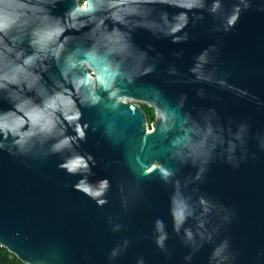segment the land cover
<instances>
[{
    "label": "water",
    "instance_id": "95a60500",
    "mask_svg": "<svg viewBox=\"0 0 264 264\" xmlns=\"http://www.w3.org/2000/svg\"><path fill=\"white\" fill-rule=\"evenodd\" d=\"M17 2L39 10L15 30L24 55L31 27H67L79 4ZM110 2L91 0L95 11L77 14L84 26L32 69L37 89L72 94L85 138L21 152L0 136V245L26 264H264V0ZM181 13L187 22L173 34ZM113 29L122 50L101 38ZM84 79L92 83L77 94L73 82ZM9 91L0 90V112L12 108ZM141 103L160 116L150 131ZM76 123L65 135L76 136ZM75 156L87 169L61 167Z\"/></svg>",
    "mask_w": 264,
    "mask_h": 264
},
{
    "label": "clouds",
    "instance_id": "9594fccd",
    "mask_svg": "<svg viewBox=\"0 0 264 264\" xmlns=\"http://www.w3.org/2000/svg\"><path fill=\"white\" fill-rule=\"evenodd\" d=\"M128 0H112L107 7L109 9L122 8ZM146 3H154L156 0H145ZM161 3H166L167 0H159ZM180 7H188L191 5H177ZM215 8V6H214ZM11 9V11H9ZM19 10V11H17ZM39 11L34 5L29 2H17V0H0V90H11L8 93V98L12 103V108L7 111L0 112V136L3 140L12 138V143L21 152H24L33 141H47L55 139L52 145L53 152H59L65 148H70L72 143L78 138L83 140L85 132L83 127L76 123L80 118L79 109L76 107V101L72 98L71 93H66L65 90L46 93L43 90L37 89L36 85L40 80L38 73L32 71L38 60L42 61L47 58V53L51 50L53 57L59 55L63 49L64 43L69 40L64 33L69 29L79 30L84 26L83 21H77V14L80 12L95 11V6L91 4V0H79L77 8L68 14L70 20L65 21L67 27H64L59 22L57 26H40L31 27L29 33V46L33 49L29 55H24L23 50H16L18 44L23 43L21 35L16 34L17 27L28 28L30 22L27 17L28 12ZM111 18L117 23L123 22V18L115 11L111 12ZM179 23L171 28V33L179 31L187 22L185 13H181L176 17ZM233 20L230 21L234 22ZM103 24V20L100 21ZM97 25V28L100 27ZM63 38V39H61ZM109 45H119L121 50L124 47L122 44V36L117 29H113L112 33L102 34L101 37ZM175 42V41H174ZM110 51L115 48H110ZM44 55H41V54ZM89 55H95L93 49ZM203 59V57H201ZM146 69L145 71H150ZM95 81L107 88L109 81L105 76L98 73L93 74ZM92 83L91 80L84 79L73 82V89L79 93V88ZM35 92L39 97V101L33 99L27 93ZM93 103L96 97L92 96ZM83 102V101H82ZM154 110L149 109V112ZM76 123L74 131L76 136L65 135L66 125L71 126ZM151 127V124H150ZM4 144L0 142V148ZM91 159V157H88ZM70 173L77 172L80 168L87 169V161L82 156L72 157L70 160L61 165ZM169 173H165V177ZM107 182H103L102 187H106ZM78 190H83L93 197L100 193L91 192L90 189L84 188L82 184H78ZM103 203V201H100ZM174 218L177 225L183 219L182 211L174 212ZM157 228L160 230V222H157ZM164 235H161L157 243L163 246Z\"/></svg>",
    "mask_w": 264,
    "mask_h": 264
},
{
    "label": "trees",
    "instance_id": "16d2710c",
    "mask_svg": "<svg viewBox=\"0 0 264 264\" xmlns=\"http://www.w3.org/2000/svg\"><path fill=\"white\" fill-rule=\"evenodd\" d=\"M149 109L145 108L147 115L152 120L154 118L153 112H149ZM153 110V109H152ZM21 261L12 253H10L6 248L0 246V264H20Z\"/></svg>",
    "mask_w": 264,
    "mask_h": 264
},
{
    "label": "flooded vegetation",
    "instance_id": "af4514ba",
    "mask_svg": "<svg viewBox=\"0 0 264 264\" xmlns=\"http://www.w3.org/2000/svg\"><path fill=\"white\" fill-rule=\"evenodd\" d=\"M139 104V103H138ZM141 106H142V108L144 109V111H145V108H152L154 111H153V115H154V118L151 120L150 119V117L147 115V113H146V111H145V114H146V117H147V129L150 131V130H152L153 128H154V126L159 122V120H160V116H158L157 114H156V111H155V109L152 107V106H150V105H148V104H145V103H141L140 104ZM150 124H151V127H150Z\"/></svg>",
    "mask_w": 264,
    "mask_h": 264
},
{
    "label": "built area",
    "instance_id": "2783aa9c",
    "mask_svg": "<svg viewBox=\"0 0 264 264\" xmlns=\"http://www.w3.org/2000/svg\"><path fill=\"white\" fill-rule=\"evenodd\" d=\"M0 246H1V245H0ZM20 261H21V260H20ZM20 264H26V263H24V262H22V261H21V263H20Z\"/></svg>",
    "mask_w": 264,
    "mask_h": 264
}]
</instances>
